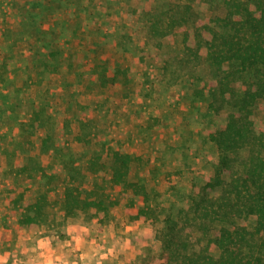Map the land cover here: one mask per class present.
<instances>
[{
    "label": "trees",
    "instance_id": "trees-1",
    "mask_svg": "<svg viewBox=\"0 0 264 264\" xmlns=\"http://www.w3.org/2000/svg\"><path fill=\"white\" fill-rule=\"evenodd\" d=\"M196 1L214 6L209 11L218 4V0ZM222 9V15L195 19L190 5L156 6L146 16L152 39L170 42L177 38V30L182 33L181 59L174 73L195 84L196 101L206 103L209 113L230 110L224 128L198 131L202 142L217 149L213 174L205 175L202 185L193 187L183 206L167 208L162 202L151 203L142 176L131 180L132 165L142 160L125 153L117 142L100 143L82 167L83 160L75 157L71 148L58 147V166L51 174L40 165V156L15 164L12 171L18 156L15 148L7 154L6 169L15 173L16 180L39 177L41 182L49 174L47 182L41 183L46 188L43 194L27 197L14 193L19 195L15 205L21 227L39 231L46 223V213L52 212V218L62 223L82 217L87 226H102L112 220L114 209L122 208L131 225L153 228L163 224L157 234L160 253L142 264H264V124L254 112L257 102L264 99V0H223ZM203 62L212 71L210 81L194 74ZM164 65L165 71L170 69L166 62ZM177 82L175 77L169 85ZM44 110L35 108L24 123L28 133L22 132L29 137L45 129L42 154L51 151V142H57L56 127L47 126ZM241 150L247 151V158L238 169ZM36 162L39 166H32ZM251 218L254 225L250 228ZM194 235H199L198 251L191 248Z\"/></svg>",
    "mask_w": 264,
    "mask_h": 264
},
{
    "label": "rangeland",
    "instance_id": "rangeland-1",
    "mask_svg": "<svg viewBox=\"0 0 264 264\" xmlns=\"http://www.w3.org/2000/svg\"><path fill=\"white\" fill-rule=\"evenodd\" d=\"M115 1L0 0V264H142L144 260L154 258L161 251V242L157 239V234L163 229V224L158 223L153 228L141 224L131 225L122 208L114 209L112 220L102 226L96 223L87 226L82 217L68 219L62 223V220L52 218L53 212L46 213V223L39 231L30 230L27 226L21 227L18 222L20 212L18 206L15 205V199L19 195L15 196L14 193L35 197L46 191L41 183L47 182L48 175L57 167L54 157L57 156L58 147L66 149L73 146L76 154H84L85 149L81 142L83 139L80 136L78 124L74 121L72 123L74 126H71L70 121L65 123V120L67 117L73 120L80 118L86 112L93 113V109H80L79 105L74 108L66 106L70 99L69 93H63L55 88V85L65 79L64 74L54 76V79L51 78L49 82L37 81L36 74L38 70L42 72V69L39 67L37 69L32 65L35 58L40 56L47 58L55 52L64 51L62 48L65 46L62 43L64 41L50 42L52 28L48 24L52 16L51 11L55 10L58 14L57 18L61 19L64 17L61 5H65L66 10L72 9L70 13L73 16H79L81 20L86 17L94 21H106L111 17L116 18L118 10L114 11L115 14L108 15L107 7L98 10V6L110 5ZM124 1L133 7L141 6L139 9L143 20H148L147 14L156 6L168 8L190 5L195 19L199 15L212 17L223 14V0H218L215 10L211 11L209 10L214 6L212 8L209 5L201 6L196 0ZM137 10L133 9L130 12L133 14L138 12ZM125 14L124 12L123 15ZM105 24L107 25V22ZM144 26L142 31L147 35L148 28L147 25ZM176 33L177 38L170 42L165 40L159 48L160 55L156 56L159 62L155 64H158V71H162L163 75L157 76L152 70H148L143 77L146 84L150 82L155 84L161 80L160 82H166L171 88V90L164 89L163 91L166 94V104L162 102L163 105H159L157 103L159 95H157L158 97L144 108L146 112L147 110L150 112L146 113L145 117L152 115L148 120H155L156 108L161 109L163 124H165L161 127L166 137L163 142L167 143H162L163 146L159 149L169 155L176 150L179 155L176 163L172 158L171 163L166 167V170L170 171L168 174L165 173L167 174L165 179H162L157 187H147L152 196L151 203L162 202L167 208L183 206L186 196L192 193L193 187L201 186L205 175L213 174V164L218 157L217 149L211 144L206 145L202 142L198 131L203 128L207 130L213 126L218 129L224 128L226 117L230 113L229 108L219 113H209L207 104L197 102L194 98L193 86L195 84L191 85L190 78L174 73L176 64L179 65L182 52V33L179 30ZM65 37L62 40H65ZM152 47L157 49L155 44ZM67 51L70 53L69 50H65V53ZM164 62L170 69L165 71ZM194 72L206 81L212 78V71L206 62L195 68ZM41 75L44 74L41 73ZM68 76L71 77V75ZM175 77H178L177 84L170 86L169 83ZM182 77L185 79L182 80ZM78 94L84 95L85 92ZM147 95L150 93L145 94ZM49 100L54 103V107L49 106ZM182 103L184 105H181ZM41 105L45 108L44 116L58 114L53 118L54 120H56L55 117L59 118V121L54 124L49 121L47 126L50 129L52 124L58 127L56 134L61 137L56 139L57 142L50 143L51 152L44 154L40 161L42 167L48 168L49 174L45 176L46 180L42 178L41 182L39 177L28 180L26 176H22L16 180L18 177L14 176L15 173L7 172V154H12L15 148L17 149L18 156L15 157L12 169L15 171V164L26 163L27 160L41 152L43 147L41 138L45 133L43 129L37 130L32 138L26 137L27 135L22 137V132H26L24 123L33 114L30 112L35 110L34 106L39 108ZM254 112L256 118L264 124V99L257 102ZM95 148L92 144L87 147V150L93 152ZM63 152L66 153L65 150ZM237 157L240 164L238 169H242V163L247 158V151L241 150ZM80 164L82 167L83 162ZM32 166H39V163ZM140 176L142 174L132 169L130 177L132 181ZM58 187L59 192H62L63 183L61 181L58 182ZM57 224L63 225L57 226ZM248 224L250 228L254 225L252 218L249 219ZM198 238L199 235H194L191 241L193 251H198L200 248L197 243Z\"/></svg>",
    "mask_w": 264,
    "mask_h": 264
},
{
    "label": "crops",
    "instance_id": "crops-1",
    "mask_svg": "<svg viewBox=\"0 0 264 264\" xmlns=\"http://www.w3.org/2000/svg\"><path fill=\"white\" fill-rule=\"evenodd\" d=\"M61 7L64 17L58 19L57 12L51 11L52 16L48 25L52 28L50 42L64 41L62 42L65 45L62 47L64 51L55 52L47 58L41 56L35 58L32 65L42 69V72L38 70L36 74L37 81L42 83L49 82L51 78L54 79V76L65 75V79L55 85V88L63 93H69L67 107L74 108L79 105L80 109H93L91 114L82 111L84 114L80 118L74 120L71 117L66 118L65 123L70 121L71 126H74L72 123L75 121L78 124L85 152L76 154L72 145L69 148L74 156L82 159L86 165L88 154L92 152L88 151L87 147L94 144L95 150H98L102 142H117L125 153L142 160L141 163H134L132 168L146 179L147 187H157L169 173L170 170H166V167L171 163V159L173 158L176 163L179 155L176 150L169 155L159 149L163 146L162 143H167L163 142L166 137L161 127L165 125L161 109L155 107L156 119L148 120L152 115L145 117V114L150 112L149 110L146 112L144 108L149 102L155 100L157 95L159 99L156 102L159 105L166 104V94L163 91L171 90V88L166 82H160L161 80L155 84L153 82L146 84L143 77L148 70H152L157 76L163 75L162 71H158V64L155 62H159L156 56L160 55L159 48L166 39L150 38V24L140 15L141 6H130L124 0H116L110 5L103 4V7L98 6V10L107 7L108 15H113L114 11L118 10L116 18L111 17L106 21H94L86 17L81 20L79 16L71 14L72 9L66 10L65 5ZM133 9H138V12L131 14L130 11ZM144 25L148 28L147 35L142 31L145 28ZM64 36H66L65 40H62ZM154 44L157 49L152 47ZM65 50H69L70 53L68 51L65 53ZM118 71H124V73H117ZM81 92L85 94L79 95L78 93ZM147 93L150 95L145 96ZM187 105L190 104L187 103ZM45 106L48 105L45 104ZM49 106L54 107V103L50 101ZM53 116L58 114L47 117L54 124L59 121V118L55 117L56 120H54ZM57 131L58 127L54 135L60 139L61 136L56 134ZM154 146H156L155 149ZM40 151L37 156H40L41 160L46 153L42 154V148ZM54 161L58 166L55 157Z\"/></svg>",
    "mask_w": 264,
    "mask_h": 264
}]
</instances>
